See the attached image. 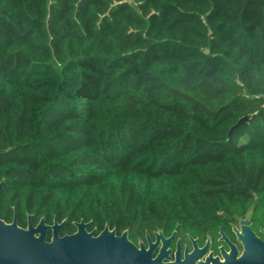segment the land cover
Wrapping results in <instances>:
<instances>
[{
    "label": "trees",
    "instance_id": "trees-1",
    "mask_svg": "<svg viewBox=\"0 0 264 264\" xmlns=\"http://www.w3.org/2000/svg\"><path fill=\"white\" fill-rule=\"evenodd\" d=\"M1 180L2 219L60 235L243 213L264 197V0H0Z\"/></svg>",
    "mask_w": 264,
    "mask_h": 264
},
{
    "label": "water",
    "instance_id": "water-1",
    "mask_svg": "<svg viewBox=\"0 0 264 264\" xmlns=\"http://www.w3.org/2000/svg\"><path fill=\"white\" fill-rule=\"evenodd\" d=\"M244 116L238 123L246 120ZM2 181H0V190ZM28 215V224L23 227L17 222L16 215L11 222L0 217V264H225L208 256L205 260L197 253L196 239L193 252L180 255V241L173 254L170 242L175 238L178 225L166 236L163 230L153 232L155 241L149 233L146 234L147 244L140 239L138 243L129 238L128 230L121 234L105 225L99 233L88 230V222H74L76 231L60 235L59 230L66 222L52 224L41 217L33 224ZM51 231L50 239H47ZM160 245V246H159ZM159 246L158 253L153 251Z\"/></svg>",
    "mask_w": 264,
    "mask_h": 264
},
{
    "label": "flooded vegetation",
    "instance_id": "flooded-vegetation-1",
    "mask_svg": "<svg viewBox=\"0 0 264 264\" xmlns=\"http://www.w3.org/2000/svg\"><path fill=\"white\" fill-rule=\"evenodd\" d=\"M219 214L222 223L214 231L207 230L195 235L185 229L177 231L169 245L173 250L171 255L179 240L180 255L184 258L186 253L193 252L195 246L192 239H196L197 253L202 260L210 256L225 264H264V197L254 201L241 214ZM151 239L155 241L154 234ZM144 242L147 244V240ZM159 246L153 251L154 256Z\"/></svg>",
    "mask_w": 264,
    "mask_h": 264
}]
</instances>
